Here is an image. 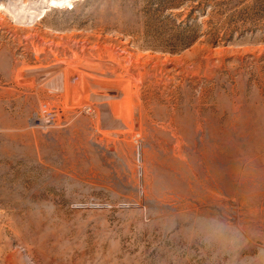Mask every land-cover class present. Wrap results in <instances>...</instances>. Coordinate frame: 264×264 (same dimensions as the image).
<instances>
[{"label": "rangeland", "instance_id": "374dc122", "mask_svg": "<svg viewBox=\"0 0 264 264\" xmlns=\"http://www.w3.org/2000/svg\"><path fill=\"white\" fill-rule=\"evenodd\" d=\"M0 264H264V0H0Z\"/></svg>", "mask_w": 264, "mask_h": 264}, {"label": "built area", "instance_id": "2783aa9c", "mask_svg": "<svg viewBox=\"0 0 264 264\" xmlns=\"http://www.w3.org/2000/svg\"><path fill=\"white\" fill-rule=\"evenodd\" d=\"M45 114H48V118H51V116L53 115L52 110H46Z\"/></svg>", "mask_w": 264, "mask_h": 264}, {"label": "bare ground", "instance_id": "6f19581e", "mask_svg": "<svg viewBox=\"0 0 264 264\" xmlns=\"http://www.w3.org/2000/svg\"><path fill=\"white\" fill-rule=\"evenodd\" d=\"M71 3V2H70Z\"/></svg>", "mask_w": 264, "mask_h": 264}]
</instances>
